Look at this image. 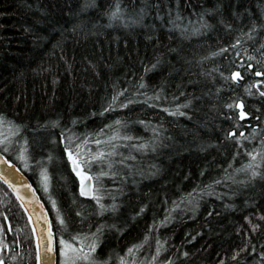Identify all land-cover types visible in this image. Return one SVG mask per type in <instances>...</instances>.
<instances>
[{"label":"trees","instance_id":"trees-1","mask_svg":"<svg viewBox=\"0 0 264 264\" xmlns=\"http://www.w3.org/2000/svg\"><path fill=\"white\" fill-rule=\"evenodd\" d=\"M262 25L264 0H0V151L40 194L58 250L100 227L74 264H264ZM66 145L96 157L79 169L91 197ZM0 264H37L1 181Z\"/></svg>","mask_w":264,"mask_h":264},{"label":"water","instance_id":"water-1","mask_svg":"<svg viewBox=\"0 0 264 264\" xmlns=\"http://www.w3.org/2000/svg\"><path fill=\"white\" fill-rule=\"evenodd\" d=\"M0 153L2 152L0 151ZM2 156L0 173L3 175L0 176V181L10 190L29 218L35 238L36 256L39 253L40 257L39 260L37 259V264H58L57 239L47 206L28 176L3 153ZM7 161H11V163L9 164ZM5 179H7V183ZM81 187L82 184L80 183L79 190L82 194ZM84 188L91 194L82 195L91 197L93 194L91 176L85 180ZM49 244H51V252L48 251Z\"/></svg>","mask_w":264,"mask_h":264},{"label":"snow or ice","instance_id":"snow-or-ice-1","mask_svg":"<svg viewBox=\"0 0 264 264\" xmlns=\"http://www.w3.org/2000/svg\"><path fill=\"white\" fill-rule=\"evenodd\" d=\"M118 11H119V8H118V6H117V8H116L115 10H113L111 13H106V15H109V17L112 18V17H115V16L118 14ZM140 14H141V15L144 14V9H143V8L140 9ZM261 27H264V25H262ZM254 30H255V25H254L253 28H251L249 31L252 32V31H254ZM238 44H240V40H236L235 44L232 45V46L235 47V46L238 45ZM225 47H228V46H225ZM262 47H264V45H262ZM219 51H223V49H220ZM253 58H254V57H253ZM249 67H251V65H249ZM221 75H223V74L221 73ZM257 75H260V73L257 72ZM237 76H239V73H238V72H233V73L231 74V78H232V79H236ZM257 83H259V81H257ZM118 95H119V93H117L115 96H113V98H112V102H113V103L116 101V98H117ZM119 106H120V107H124L125 105H124V104H120ZM233 106H234L233 104L226 105V107H228V108H230V109H231ZM235 106L238 107V108H240L239 117H240L241 119H243L244 117L248 116V113L245 112V111H243V105H242V104H238V103H237V104H235ZM109 107H111V104H110ZM179 107H180V106L177 105V108H179ZM105 110H108V109H105ZM53 123H55V122H53ZM106 127H107V126H106ZM254 132H255V126H253V133H250L249 135H250V136L253 135ZM227 135H228V136H232V137H234L238 142H239V140H240L241 137H244V133H243V132H240V136H234V131H230V132H228ZM245 138H247V137H245ZM73 139H74V137L71 136V135L68 137L69 145H71ZM95 143L99 144V141H95ZM140 147H144V145H140ZM75 148H76V152H77V156H75V157H74V155H73V152L69 150V147H68L67 145H66V147H65V151L67 152V154H68V159H69V161L71 162V164H72V166H73V171H76V174H77L78 176H81V184H82L81 192H82V194H84V195H90L91 193L88 192V191H86L85 188H84V182H85V180L88 178V173H87V172L79 171V169H80V167H81L82 164H83V165H89V166H90V161L94 160L96 157H93L92 155H89V156L87 157V159H83V158H81V157L79 156L80 146H79V145H75ZM6 150H7V149H5V151H6ZM248 155L254 157V153H252V152L248 153ZM96 156H97V157H103L104 154L101 153V152H98V153H96ZM2 158H3L2 153H0V159H2ZM21 158H23V157H21ZM7 162H8L9 164L11 163V161H7ZM121 163H122V161H121ZM108 167H109V168L112 167L111 162L108 163ZM246 167L250 170V173H251L250 176L248 177L249 180H251V179L255 178L257 175H259V173L257 172L256 168L253 166L252 163L247 164ZM107 174H108V173H104V172H101V173H100L101 176H104V175H107ZM112 174L115 175V173H112ZM2 175H3V173H0V176H2ZM5 182H6V183L8 182L7 179H5ZM9 186L11 187L12 185L10 184ZM97 202L99 203V201H97ZM104 207H105L104 205H101V208H102V209H103ZM108 207H113V208H114V207H115V204H113V205H109ZM141 211H143V207L141 208ZM245 220H248V217H245ZM252 227H253V229H255L256 226L253 225ZM99 232H100V227L97 228L96 232L89 233V235L92 236L93 239H92V241L89 243V245H88L87 248H84V247H83V241H81L80 246H76V245H74V244H67V245H66V242H65L63 239H61L60 244H61L62 246L66 245L68 248H71V249H73V251L77 252V253L79 254L78 257H77L78 259L83 260V261H89V260H90V254H91V253H94L95 250H96V247H97V240H96V237H97V235H98ZM193 238H194V237H193ZM158 243H159V242H158ZM247 246H248V245L246 244L245 247H247ZM134 247H135V246H134ZM241 250H243V249H241ZM253 250H254V249H253ZM48 251H49V252L52 251L51 244H49ZM128 251L131 252L132 249L129 248ZM63 252H64V248L62 247V248H61V254H62V255H63ZM185 255H186V253H185ZM260 255H261V257H264V253H261ZM37 259H38V260L40 259V257H39V253H37ZM90 264H96V262H95V261H91ZM221 264H223V262H221Z\"/></svg>","mask_w":264,"mask_h":264},{"label":"rangeland","instance_id":"rangeland-1","mask_svg":"<svg viewBox=\"0 0 264 264\" xmlns=\"http://www.w3.org/2000/svg\"><path fill=\"white\" fill-rule=\"evenodd\" d=\"M78 178H79V185H80L81 176H78ZM61 239H59V244H60ZM65 242H66V245L67 244H74V243L68 242V241H65ZM66 245H64V246H62L61 244L59 245V250H58L59 264H74V263H77L79 261H83V260H80L77 258L79 255L77 252L73 251V249H71V248H68ZM74 245H76V244H74ZM76 246H80V245H76ZM62 247L64 248L63 255L61 254V248Z\"/></svg>","mask_w":264,"mask_h":264}]
</instances>
